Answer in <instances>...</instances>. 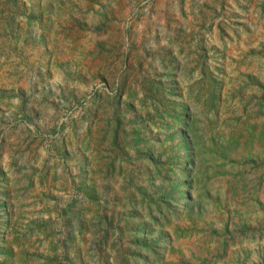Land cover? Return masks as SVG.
Masks as SVG:
<instances>
[{
  "label": "rangeland",
  "instance_id": "rangeland-1",
  "mask_svg": "<svg viewBox=\"0 0 264 264\" xmlns=\"http://www.w3.org/2000/svg\"><path fill=\"white\" fill-rule=\"evenodd\" d=\"M0 264H264V0H0Z\"/></svg>",
  "mask_w": 264,
  "mask_h": 264
}]
</instances>
